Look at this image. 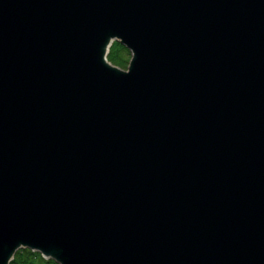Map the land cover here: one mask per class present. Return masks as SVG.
<instances>
[{
	"label": "water",
	"instance_id": "obj_1",
	"mask_svg": "<svg viewBox=\"0 0 264 264\" xmlns=\"http://www.w3.org/2000/svg\"><path fill=\"white\" fill-rule=\"evenodd\" d=\"M19 246L264 264V0H0V264Z\"/></svg>",
	"mask_w": 264,
	"mask_h": 264
},
{
	"label": "trees",
	"instance_id": "obj_2",
	"mask_svg": "<svg viewBox=\"0 0 264 264\" xmlns=\"http://www.w3.org/2000/svg\"><path fill=\"white\" fill-rule=\"evenodd\" d=\"M117 40H112L108 46L106 57L113 63L124 66L128 56L129 51L124 47L117 52ZM7 264H58L51 257L42 256L38 250L30 249L25 246H19L15 248L12 256L8 260Z\"/></svg>",
	"mask_w": 264,
	"mask_h": 264
},
{
	"label": "rangeland",
	"instance_id": "obj_3",
	"mask_svg": "<svg viewBox=\"0 0 264 264\" xmlns=\"http://www.w3.org/2000/svg\"><path fill=\"white\" fill-rule=\"evenodd\" d=\"M112 40H116L115 38L114 39H112ZM111 40V41H112ZM117 42H118V45L116 46L117 47V52H118V50L121 48V46H124L121 42H119L118 40H117ZM127 50H128V48L126 47V46H124ZM106 53H107V51H106ZM106 55V54H105ZM108 59V58H107ZM127 61V60H126ZM113 63V62H112ZM115 64V63H114ZM125 64H126V62H125ZM125 64H124V66H125ZM119 66V65H118ZM124 66H120V67H124Z\"/></svg>",
	"mask_w": 264,
	"mask_h": 264
}]
</instances>
